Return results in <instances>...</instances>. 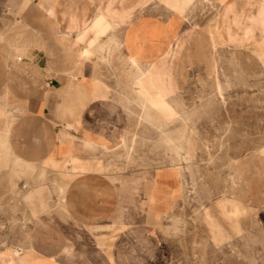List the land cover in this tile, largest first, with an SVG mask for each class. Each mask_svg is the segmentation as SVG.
<instances>
[{"label":"rangeland","instance_id":"obj_1","mask_svg":"<svg viewBox=\"0 0 264 264\" xmlns=\"http://www.w3.org/2000/svg\"><path fill=\"white\" fill-rule=\"evenodd\" d=\"M149 1L127 0L125 22L134 16L132 2L142 11ZM150 6L143 15L164 27L156 55L143 53L144 42L124 54L122 46L131 43L119 39L101 58L113 90L97 73L93 88L86 83L87 102L103 104L107 150L93 155L111 182L113 215L99 226L75 221L60 203L56 174L23 166L13 173L11 199H0V247L32 244L66 264H118L121 256L123 264H264V0H153ZM133 28L130 22L126 33ZM160 30L140 31L144 37ZM94 32L73 56L84 82L80 69L96 52L88 47ZM137 55L170 65L171 124L155 127L134 97L127 73ZM110 103L118 111L108 110ZM166 178L173 180L170 202L159 198Z\"/></svg>","mask_w":264,"mask_h":264},{"label":"crops","instance_id":"obj_2","mask_svg":"<svg viewBox=\"0 0 264 264\" xmlns=\"http://www.w3.org/2000/svg\"><path fill=\"white\" fill-rule=\"evenodd\" d=\"M152 1L147 2L142 11L140 5L132 2V20L118 24L112 31L121 41L131 43L130 48L122 46L124 54L137 52V47L144 42L149 51L145 47L143 53L156 55L154 41L164 27L155 19L150 20V16L143 15V10ZM108 2L0 0L1 200L11 199L14 172H21L23 166H38L56 174L60 203L75 221L99 226L113 215L116 203L111 196L115 194L102 169L101 157L93 155L107 150L102 146L106 137L101 115L103 104L99 99L87 102L86 83L93 88V75L97 73L101 83L109 85L112 90L113 86L102 75L101 55L104 50H96L91 59L84 61L80 72L86 82L81 79L82 75H76L79 70L74 66L73 56L81 50L83 42L72 44L76 41V32L91 26L95 9ZM170 12L175 14L172 10ZM130 22L136 25V32L128 35L125 27ZM144 25L161 30L153 34L148 32L143 37L140 30ZM106 38L107 34L102 37ZM122 119L123 114L120 128ZM120 128L113 135L111 144L118 140ZM90 139L97 140L96 148L86 146ZM172 181V178L161 180L160 199L172 200ZM59 186L65 187L64 200L60 199ZM16 251L21 255L18 256ZM120 261L123 264L124 257H117L118 264ZM0 264L66 263L29 244L0 247Z\"/></svg>","mask_w":264,"mask_h":264},{"label":"bare ground","instance_id":"obj_3","mask_svg":"<svg viewBox=\"0 0 264 264\" xmlns=\"http://www.w3.org/2000/svg\"><path fill=\"white\" fill-rule=\"evenodd\" d=\"M128 15H129V9L127 7L126 1H124V0H109L107 5H105L101 8L99 7V8L95 9V15H94V19H93L91 26H89V28H87L86 30L76 32V39L75 40L76 41L80 40L81 42L84 41L87 34L91 30H94L95 31L94 32L95 37H93L91 39V41L89 42L90 44L88 43L89 49L93 50V51L104 50L107 53V55L110 56L111 53L108 50H111L113 47L118 48L120 46L119 38L116 36L115 33H113L114 29H116L118 24L125 22L128 18ZM118 27H120V26H118ZM133 31H134V28L132 29V32ZM105 34H107V38L102 39V37ZM128 57H130V56H127V58ZM101 58H102V55H101ZM127 58H126V60H128ZM168 66H170V65L165 60L150 61L149 59H145V62H144L138 58V55L135 57H132L131 60L129 61V64H128L129 72L127 73V77L130 79V81L132 83L131 88H132V91L134 93V97H137L138 101H137V99H136V101L141 103V105H143V107L145 109V110H143V111H145V114H144L145 118L148 119L150 122L153 121L152 124H154L155 127L157 126L156 124H158V126L160 125V127L161 126L163 127L164 124L167 125L166 122L169 123V121H167L166 109L168 110L167 106L170 105L169 103L172 104V102L167 103V101L169 100V99L167 100V96L176 90V85H175V82L171 76V70L169 69ZM128 88H129V86L127 87V89ZM110 90H112V89H110ZM126 99H128V98H126ZM123 100H124V98H122V101ZM118 104H119V102H118ZM122 106H124V104ZM107 108H108V110H111V111H118V109H119L117 104H111V103L108 104ZM172 111H171V113H172ZM174 114L176 115L177 112ZM139 117H140V115H139ZM140 118H139V120L141 121ZM175 118H173L172 120H174ZM177 119H179V118L177 117ZM169 124H171V123H169ZM160 129H163V128H160ZM165 129L162 131H165ZM112 132H114V131H112ZM167 135H169V134L167 133ZM110 136H111V134H110ZM166 140H168V143L173 142L172 137H168ZM176 143H177V141H176ZM176 143L173 145L175 146ZM105 145L107 147V145H109V144H107V142H106ZM180 147H182V146H180ZM175 148H177V147L175 146ZM187 151H188V149H187ZM188 155L190 156V154H188ZM190 157H192V155ZM59 189H60L59 192L61 194L60 199L64 200V198H65V193H64L65 187L59 186ZM27 246H29V245H27ZM16 253L18 256L21 255V253L18 251H16Z\"/></svg>","mask_w":264,"mask_h":264}]
</instances>
